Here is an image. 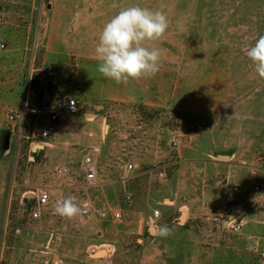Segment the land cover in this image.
Returning a JSON list of instances; mask_svg holds the SVG:
<instances>
[{
	"label": "rangeland",
	"instance_id": "1",
	"mask_svg": "<svg viewBox=\"0 0 264 264\" xmlns=\"http://www.w3.org/2000/svg\"><path fill=\"white\" fill-rule=\"evenodd\" d=\"M22 2L0 1V264H262L264 78L246 50L264 36V0H71L69 25H81L80 44L55 59L46 54L54 1ZM134 5L170 20L155 44L160 70L119 88L107 80L101 96L99 63L83 52L112 16ZM47 66L56 80L45 77ZM50 85L60 93L54 104L75 97L80 110L41 144L32 121L45 117L38 110ZM29 91L35 100H27ZM26 101L36 113L23 112V137L16 138L6 112ZM86 157L95 171L89 185ZM59 167L68 172L56 175ZM231 184L241 188L246 209L240 233L225 228L240 205L225 201ZM254 184L262 187L258 201L249 196ZM38 189L77 204L87 199L90 219L61 217L55 208L28 219L23 194ZM108 207L120 209L122 219L101 218ZM165 225L170 234L161 237ZM101 245L106 254L94 257Z\"/></svg>",
	"mask_w": 264,
	"mask_h": 264
},
{
	"label": "clouds",
	"instance_id": "2",
	"mask_svg": "<svg viewBox=\"0 0 264 264\" xmlns=\"http://www.w3.org/2000/svg\"><path fill=\"white\" fill-rule=\"evenodd\" d=\"M170 27V20L162 10H152L139 5L118 11L102 27L95 46V57L99 61L98 71L117 84H128L130 80L155 77L160 70L162 49L155 44L162 39ZM177 27L183 30L185 22L177 20ZM152 42L153 46H145ZM246 56L256 74L264 78V36H260L246 50ZM73 198L59 202L57 215L73 218L80 215L82 207ZM169 228L161 226L159 235L167 237Z\"/></svg>",
	"mask_w": 264,
	"mask_h": 264
},
{
	"label": "built area",
	"instance_id": "3",
	"mask_svg": "<svg viewBox=\"0 0 264 264\" xmlns=\"http://www.w3.org/2000/svg\"><path fill=\"white\" fill-rule=\"evenodd\" d=\"M4 1V0H0ZM1 22V18H0ZM4 48V45L0 43V50ZM44 75L46 78H48L50 81L56 80L57 74L55 72L54 67L47 66L44 69ZM51 89V90H50ZM49 92H45L44 94L50 95L45 100L44 107H42L40 110H38L40 113H43L45 117L43 118H36L32 122V133L33 136L36 135V137L40 140L41 144H45L46 141H48L52 135L57 131L58 126L62 118L64 117H74L79 113L80 105L78 100L75 97H68L65 99L63 103H56L54 104L52 100L55 99V97H59V92L56 90L54 85H50L48 88ZM29 96L27 97V100H35L34 92L29 91ZM29 111L31 113H36V109L29 107L27 101L24 103V105L15 110H8L6 112V118L8 123L10 124L11 132L16 133V138L23 137L21 133L22 128V118H23V112ZM171 143L176 146L177 145V139L175 137H172ZM33 144V143H32ZM91 157H86L83 161V169H84V181L85 184L89 185L94 182L95 179V171L91 167ZM128 169H131L132 166L129 164L127 166ZM68 172V169L66 167H59L56 169V175L61 176L65 175ZM157 176L160 178L164 177L163 170L157 171ZM262 187L261 185L254 184L249 192V196H251L252 200H257V196L261 192ZM23 198L26 199L27 204L29 205V208L27 210V217L30 220H38L41 217V214L46 211L49 208H56L57 204L59 202H62L64 200L61 196H55L51 190L49 189H38L36 191H29L23 194ZM243 198L241 188L237 184H231L230 186L225 187V201L227 204L230 205H236L240 204L241 210L235 216L234 218L229 219L226 222L225 228H227L232 233H240L245 225V218L244 214L246 212V209L243 205V203H240ZM257 198V199H256ZM131 200V195H125V201L129 202ZM87 204L86 207H82V211L80 213V217H82L84 220H89L91 217V204L87 199L79 201L78 205ZM159 210L156 209L153 211V214L149 217V220L151 222L155 221L159 216ZM99 216L101 218H108L112 221H120L122 219V213L120 209L116 208H102L99 210ZM262 217L264 221V210L262 211ZM259 260L262 264H264V252L259 253Z\"/></svg>",
	"mask_w": 264,
	"mask_h": 264
},
{
	"label": "crops",
	"instance_id": "4",
	"mask_svg": "<svg viewBox=\"0 0 264 264\" xmlns=\"http://www.w3.org/2000/svg\"><path fill=\"white\" fill-rule=\"evenodd\" d=\"M23 0H4L1 1L5 4H12L13 6L22 5ZM49 12H50V32L48 36V43H47V51L46 54L51 55L50 58L55 59L56 57H62L70 53V51L78 50V36L82 31L81 25L79 23H75L73 28H70L69 19H70V12L72 11V3L71 0H66L68 3H63L61 0H53ZM70 2V3H69ZM33 6V5H32ZM4 9V8H3ZM80 32V33H79ZM55 41H60L56 44ZM55 42V43H53ZM66 44V49L59 50L58 45ZM97 44V43H96ZM96 45L89 46V49L83 52V58L89 60L91 62L99 63V61L95 57V49ZM53 56V57H52ZM106 78L102 76L99 84V94L101 96H106L105 92V85L107 84ZM113 82L117 88L120 87V84ZM263 211V210H262ZM261 211V214H262Z\"/></svg>",
	"mask_w": 264,
	"mask_h": 264
},
{
	"label": "bare ground",
	"instance_id": "5",
	"mask_svg": "<svg viewBox=\"0 0 264 264\" xmlns=\"http://www.w3.org/2000/svg\"><path fill=\"white\" fill-rule=\"evenodd\" d=\"M238 210V209H237ZM106 246L105 245H101L97 250L96 253L94 255V257H99V256H104L106 254Z\"/></svg>",
	"mask_w": 264,
	"mask_h": 264
},
{
	"label": "water",
	"instance_id": "6",
	"mask_svg": "<svg viewBox=\"0 0 264 264\" xmlns=\"http://www.w3.org/2000/svg\"><path fill=\"white\" fill-rule=\"evenodd\" d=\"M50 90H51V89H50ZM237 209L240 211V210H241V206L238 205V206H236V207L233 209V212H231V214H230V216H229V219L232 218L231 215H234L233 213H234ZM229 219H228V220H229ZM228 220H227V221H228ZM227 221H225V223H226Z\"/></svg>",
	"mask_w": 264,
	"mask_h": 264
}]
</instances>
